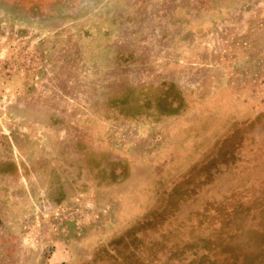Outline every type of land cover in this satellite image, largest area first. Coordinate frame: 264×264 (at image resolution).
<instances>
[{"label": "rangeland", "instance_id": "rangeland-1", "mask_svg": "<svg viewBox=\"0 0 264 264\" xmlns=\"http://www.w3.org/2000/svg\"><path fill=\"white\" fill-rule=\"evenodd\" d=\"M64 1L0 5L17 17L18 8L54 12ZM118 1L121 22L134 20L129 30L114 28L113 15L104 30L89 20L50 27L0 8V160L58 158L51 136L70 129L47 130L42 142L44 129L3 120L10 105L43 95L102 158L118 153L134 165L132 175L112 165L133 177L122 195L83 190L53 208L8 188L12 238L0 264H70L82 244L96 264H264V0H244L243 13L223 12L211 30L186 21L163 43L150 40L155 21L139 16L135 0ZM56 179L64 173L39 195L49 197Z\"/></svg>", "mask_w": 264, "mask_h": 264}, {"label": "flooded vegetation", "instance_id": "flooded-vegetation-1", "mask_svg": "<svg viewBox=\"0 0 264 264\" xmlns=\"http://www.w3.org/2000/svg\"><path fill=\"white\" fill-rule=\"evenodd\" d=\"M243 1L135 0L134 2L138 3L137 9L139 10L140 17L155 21V24L152 23L155 30H153V34L151 33L150 40L163 43L167 41L168 37H171V40L174 39L180 33L181 27L182 31L185 30L184 25H186V21L196 24V29L204 30L207 28V30H211V25L215 24L217 20L219 21L223 12L235 11V13H243V9H239L237 6V4H243ZM124 5V3L122 4L118 0H65L64 4L58 6L54 12L45 10L42 5L36 6L33 12L18 8L17 11H20L22 15H18L17 17L14 16L17 13L10 10L15 8H12L10 5H6L7 7L0 5V8H3L2 10L4 11L1 13H5L14 19L31 24H45L50 27L54 25L62 26L67 22L89 20L90 29L97 27V29L101 28V30H104L106 26L104 19H109L113 15L114 24L112 26L114 28L124 26L128 27L129 30L134 20L123 23L121 21H125V19L123 18L122 20L118 17L121 14L125 15L123 12ZM139 5L143 6L140 7ZM42 11H46V13H42ZM110 34L112 37H115L114 31H111ZM104 43L101 45V50L106 46ZM97 51H100V49H97ZM98 68L100 70L97 73L100 76L102 75L103 65H98ZM112 73L111 77L114 79L113 85H115L117 72ZM98 96L100 94L97 92L92 98L93 102L96 101V106L103 101ZM51 97L49 96V99L46 100V96L40 95L38 102H29L30 99L22 100L7 107L3 113L5 117L3 120L9 123L7 125L10 128H18L19 126L22 128L28 127V130L32 133L34 131L40 132L36 130L37 127L44 129L45 132L39 135L42 142L46 139L47 130L49 131L48 133H51V130L61 131V128L64 129L63 127H66L64 130L68 128L70 131H66L63 136L53 134L51 136L54 140L50 142L55 141L54 148L56 152H59L58 158H54L53 156V158L51 156L48 157L44 154L43 156H31L30 153H19V159L0 160V245L6 244L12 238L8 229L13 222V217H11L12 213L9 207H7L8 195L4 193L8 188L14 187L13 189H15L18 185L19 188L25 189L28 192L31 191L32 204H35L37 201L45 209L58 206L56 202L64 203L74 198H82L84 195L83 190H87L86 194L91 189V192H95L96 194L111 192L122 195L130 187L133 188L134 180L131 175L134 172V165H131V162L124 161L123 157H120L118 153L110 152V157L108 158L111 161L102 158L101 156L106 154V152L100 151L97 144L92 146L88 141L86 143L82 133L75 132L72 127H69L71 123L64 118L63 113H58V109L56 108V104H58L57 100L51 99ZM46 103H49L48 108V104ZM52 104L56 107H52ZM39 105L41 106L38 107ZM69 133L72 135H68ZM17 135L16 133L12 137ZM14 140L17 142L16 138ZM122 162L132 170L130 171L131 175H125L120 170L118 173L112 170V165L120 166ZM55 163L59 164L60 167H56ZM62 173H64L65 179H56L52 185L48 184L49 188L46 191H48L49 197L47 194L39 195L40 188L45 184L43 183L44 180L47 179L48 182L52 181V175H60ZM83 245H75L73 248V259L70 264H96L97 259H94L92 254Z\"/></svg>", "mask_w": 264, "mask_h": 264}]
</instances>
